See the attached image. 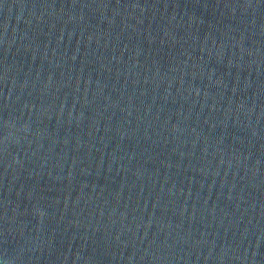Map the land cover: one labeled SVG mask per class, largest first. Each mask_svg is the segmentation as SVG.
<instances>
[{"label": "water", "instance_id": "water-1", "mask_svg": "<svg viewBox=\"0 0 264 264\" xmlns=\"http://www.w3.org/2000/svg\"><path fill=\"white\" fill-rule=\"evenodd\" d=\"M0 261L264 264V0H0Z\"/></svg>", "mask_w": 264, "mask_h": 264}, {"label": "clouds", "instance_id": "clouds-1", "mask_svg": "<svg viewBox=\"0 0 264 264\" xmlns=\"http://www.w3.org/2000/svg\"><path fill=\"white\" fill-rule=\"evenodd\" d=\"M6 139H7V137H6ZM0 264H4V261H0ZM8 264H11V262L8 261Z\"/></svg>", "mask_w": 264, "mask_h": 264}]
</instances>
